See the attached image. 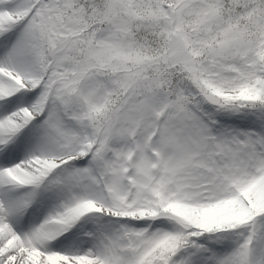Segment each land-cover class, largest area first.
Masks as SVG:
<instances>
[{"label": "snow or ice", "instance_id": "6c2138e0", "mask_svg": "<svg viewBox=\"0 0 264 264\" xmlns=\"http://www.w3.org/2000/svg\"><path fill=\"white\" fill-rule=\"evenodd\" d=\"M0 264H264V0H0Z\"/></svg>", "mask_w": 264, "mask_h": 264}]
</instances>
